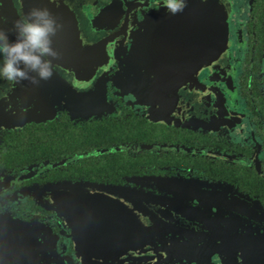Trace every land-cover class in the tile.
Returning a JSON list of instances; mask_svg holds the SVG:
<instances>
[{
	"label": "flooded vegetation",
	"instance_id": "1",
	"mask_svg": "<svg viewBox=\"0 0 264 264\" xmlns=\"http://www.w3.org/2000/svg\"><path fill=\"white\" fill-rule=\"evenodd\" d=\"M124 1L133 32L154 52L140 54L138 79L123 55L114 60L108 110L75 117L62 109L0 130V215L48 222L66 264H81L70 228L37 198L50 185L94 184L153 212L133 221L135 234L152 238L106 264H264V0H228L226 77L193 70L198 0ZM150 71L157 85L143 80ZM97 122L107 134L80 135ZM28 127L41 131L34 154Z\"/></svg>",
	"mask_w": 264,
	"mask_h": 264
},
{
	"label": "water",
	"instance_id": "2",
	"mask_svg": "<svg viewBox=\"0 0 264 264\" xmlns=\"http://www.w3.org/2000/svg\"><path fill=\"white\" fill-rule=\"evenodd\" d=\"M195 4L200 10L199 36L191 47L193 70L196 73L207 67L211 74L226 77L231 70L230 5L227 0H198ZM33 8H47L52 13L56 29L52 47L58 58L46 81L10 84L0 80V130L42 122L62 109L70 114L108 110L106 75L114 60L123 55L136 61L132 67L137 77L140 54L154 52L153 43L133 32L135 17L124 0H0V29H11L21 12ZM129 38L133 42L127 48ZM9 39H14L11 32ZM146 73L155 75L154 71ZM111 195L108 188L94 184L59 183L45 187L37 198L39 205L70 228L74 255L81 264L122 261L133 252L132 245L152 238L135 234L133 224L153 213L151 203H125ZM161 213L168 211L162 209ZM57 238L46 221L23 222L0 215V264H66L56 249Z\"/></svg>",
	"mask_w": 264,
	"mask_h": 264
},
{
	"label": "clouds",
	"instance_id": "3",
	"mask_svg": "<svg viewBox=\"0 0 264 264\" xmlns=\"http://www.w3.org/2000/svg\"><path fill=\"white\" fill-rule=\"evenodd\" d=\"M170 7L175 11L181 5L173 2ZM53 24L52 13L47 8H33L21 12L11 29H0V80L10 84L25 80L38 84L52 77L53 60L58 58L52 47L51 37L56 35ZM10 32L14 39H9Z\"/></svg>",
	"mask_w": 264,
	"mask_h": 264
},
{
	"label": "trees",
	"instance_id": "4",
	"mask_svg": "<svg viewBox=\"0 0 264 264\" xmlns=\"http://www.w3.org/2000/svg\"><path fill=\"white\" fill-rule=\"evenodd\" d=\"M55 123V122H54ZM54 123H51V124H54ZM56 124H54L55 126ZM29 128V127H28ZM58 127L54 128L57 129ZM108 125L105 124V122H97V123H92V124H88V125H85L81 128V131H80V135L81 136H86V137H90L92 134L95 135L97 138L98 137H103L105 134L108 133ZM113 128H114V131H117L118 128H120V125L118 124H113ZM30 130H27L29 131V135L30 136H26L24 134V142H28V140H33V148H31L30 151H28L29 153L31 154H34V153H37V151L39 150L40 147H38V145L35 143L36 141H39L42 139V137L39 135L41 133V131H39L40 129H34V128H29ZM107 129V130H106ZM72 131V130H71ZM120 131V130H119ZM27 134V135H28ZM26 137H29V138H26ZM31 137V139H30ZM22 148H27L29 147V145H22L21 146ZM30 156L32 155H28V157L30 158ZM32 159V158H31Z\"/></svg>",
	"mask_w": 264,
	"mask_h": 264
},
{
	"label": "rangeland",
	"instance_id": "5",
	"mask_svg": "<svg viewBox=\"0 0 264 264\" xmlns=\"http://www.w3.org/2000/svg\"><path fill=\"white\" fill-rule=\"evenodd\" d=\"M228 1V0H227ZM228 3H229V1H228ZM229 5H230V3H229ZM230 10H231V7H230ZM230 10L228 11V14H230ZM228 17H229V15H228ZM227 25H228V18H227ZM131 47V46H130ZM126 54V53H125ZM228 54H229V45H228ZM125 61H126V65L127 66H130L129 67V71L130 70H132V66H133V62H136V61H130L129 60V58H125ZM138 62H139V60H137ZM137 65H138V63H137ZM230 65V64H229ZM145 74V73H144ZM137 79H138V77H137ZM143 80L144 81H146V85H149V86H153V85H157V83L156 82H152V80H154V78L152 79L151 77H150V75H149V73H146L145 74V76H144V78H143ZM93 112H95V113H85V114H80V113H77V112H74V113H72L71 115L72 116H75V117H84V116H90V115H98V114H100V113H98L99 111H98V109H96V110H94ZM102 113V112H101ZM54 116V114L53 115H51V117H49V118H52ZM147 196V195H146ZM149 196V195H148ZM142 197H144V196H142Z\"/></svg>",
	"mask_w": 264,
	"mask_h": 264
}]
</instances>
